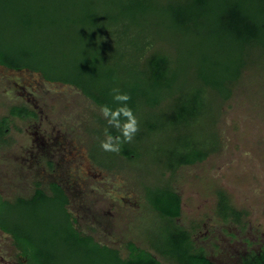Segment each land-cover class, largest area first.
<instances>
[{
  "label": "rangeland",
  "instance_id": "1",
  "mask_svg": "<svg viewBox=\"0 0 264 264\" xmlns=\"http://www.w3.org/2000/svg\"><path fill=\"white\" fill-rule=\"evenodd\" d=\"M77 1L78 14L71 16L76 23L68 27L51 26L52 18L43 14L0 12V46L12 55L27 53L22 62L37 69L13 72L0 68V191L4 198L14 202L34 195L35 174L23 165L19 148L31 142L39 122L62 124L71 131L76 147L84 150L81 154L88 160L85 170L92 172L89 186L99 181L89 201L91 206L68 207L72 216L80 219L75 226L83 235L120 250L123 257L128 255L127 244L135 243L164 264L173 262L159 255L154 245H164L173 226L190 233L196 249H204L208 256L222 261L227 259L229 243L264 240V49L250 47L248 55H243L245 64L239 69V78L235 82L226 79L228 97L209 88L201 94L198 73L214 68L199 57L203 50L197 49L194 37L185 38L170 29L164 13L152 10L138 14L131 23L134 33L130 38L138 45L137 50H141V41L151 42L153 47L145 57L160 52L167 59L163 78L167 86L160 93L165 102L151 109L135 97L133 113L139 130L131 142L120 143L119 152L105 151L100 146L106 139L105 129L113 137L120 132L107 123L101 107L83 91L101 93L114 101L112 88L126 93L131 77L145 81L142 73L148 74V70L141 54L128 47V40L104 44L101 31L88 27L92 20L102 22L107 10L118 12L122 0ZM147 2L158 10L166 5V0ZM87 7L89 15L83 12ZM82 20L86 24H78ZM24 21L32 26L26 27ZM218 50L219 55L230 52L226 45H219ZM190 52L196 55L190 56ZM97 54L106 57L114 68L119 79L116 83L108 79L104 69L94 73V66L102 64L95 61ZM238 64L235 61L231 65L230 74L237 73ZM39 73L53 84L46 83ZM21 82L29 86L25 92L31 93L30 87L36 89L43 119L24 120L12 115L13 108L20 105L34 110V100L29 102L18 88ZM172 112L182 113L187 122L172 125L166 118ZM191 148L208 152L206 159L171 169ZM47 177L43 176L44 189L51 180ZM170 189L180 196L182 204L181 216L174 220L163 218L151 202L156 190ZM220 194L242 213L240 222H225L220 216ZM22 221L29 223L26 218ZM257 244L251 242L249 249ZM0 264H26L19 258L12 237L2 231Z\"/></svg>",
  "mask_w": 264,
  "mask_h": 264
},
{
  "label": "trees",
  "instance_id": "2",
  "mask_svg": "<svg viewBox=\"0 0 264 264\" xmlns=\"http://www.w3.org/2000/svg\"><path fill=\"white\" fill-rule=\"evenodd\" d=\"M77 7V0H0L1 13L9 11L43 14L52 18L49 22L51 26L68 27L76 23L71 21V16L77 13ZM120 7L116 13L107 10L108 13H104L102 22L94 20L87 22L88 27L101 31L104 44H109V41L114 39L117 43L124 39L129 41L128 47L132 46L133 50H137L138 45L130 38V33H134L132 24L135 23V17L152 10L166 14L169 28L182 37L193 36L194 42H197V49L203 50L199 57L205 63H211L214 68V70L210 69V72L206 70L198 73L197 79L202 83V88L199 89L201 94L204 88H209L221 97H228L229 88L226 79L235 82L239 78V69L245 64L243 55L245 53L248 55L250 47L264 49V0H166V5L160 10L151 7V3L147 0H122ZM89 10L90 8L87 7L83 12L89 15ZM24 24L26 27L32 26L30 21H24ZM78 24H86V22L82 20L78 21ZM207 34L211 38H207ZM141 44V50H137V53L141 54L140 58L144 60L148 74L142 73L146 76L145 81L131 77L134 74L130 76L132 80L127 84L126 93L131 94L127 103L133 112L136 109L134 98L137 96L138 99L145 101L146 107L151 109L159 107L165 102V98L160 97V93L167 86V81L163 79L166 77L164 72L167 59L160 52L145 57L153 45L148 41H141ZM219 45H226L230 52L227 55H219ZM209 51L210 54L213 53L210 55L207 53ZM195 55L190 52V56ZM97 56L95 61L102 64L94 66V73L99 74V69H104L103 71L109 75L108 79L116 83L119 79L115 75L114 68L107 64L106 57L99 54ZM26 57L28 58L27 53L12 55L0 46V65L9 70H37L32 65L22 62L21 59ZM235 61H239V64L236 68L237 73L232 75L231 65ZM40 74L47 81L49 80L45 74ZM83 93L99 107L107 104L115 109L119 106V104L114 106V101L106 99L101 93L96 94L88 89ZM24 112L17 107L13 108L12 115L21 116ZM26 113L27 116L30 115L29 110ZM181 114L172 112L170 117L173 120L168 116L166 118L174 126L184 125L187 121H184ZM207 155L208 152H201L199 148L185 150L177 159L176 165L170 168L202 162ZM156 191V196L151 199L153 209L163 218L170 220L179 218L182 210L180 196L171 189ZM220 195L222 197L218 205L220 216L225 222H240L242 213L233 209L227 197ZM50 204L60 206H50ZM22 217L28 219L29 223L25 224ZM173 228L164 245L158 243L154 245L159 255L167 261H172L173 264H214L204 249L195 248L190 233L178 226ZM0 231L12 237L19 258L26 264H65V262L67 264H164L154 253L138 247L135 243L127 244L128 255L123 257L120 250L101 245L91 236L83 235L75 227L73 217L66 206L41 190L29 199L19 198L14 202L3 201L0 198ZM248 264H264V259L259 260L256 257Z\"/></svg>",
  "mask_w": 264,
  "mask_h": 264
},
{
  "label": "flooded vegetation",
  "instance_id": "3",
  "mask_svg": "<svg viewBox=\"0 0 264 264\" xmlns=\"http://www.w3.org/2000/svg\"><path fill=\"white\" fill-rule=\"evenodd\" d=\"M0 68L9 70L1 65ZM9 71L24 72L30 70ZM43 79L46 83L53 84V82L47 81L44 77ZM18 86V88L23 91L21 94L24 97H27L29 102L34 100V110L29 109L26 105H20L18 108H21V110L25 112L23 115L16 117L24 120H26V118L37 119L40 117L43 119V112L40 110L41 98L35 94L36 89L30 87L31 93L25 92L27 87H29L27 82H21ZM27 110L30 112L29 116H27ZM59 126H54L49 122H39L36 124L34 138L31 139L30 143L25 142L21 144V147L19 148L21 152L20 157L23 165H28L29 171L35 174L34 180L36 186L34 194L39 190L44 191L46 194L59 201L61 205L66 206L70 213L68 209L69 206H91L89 201L92 193L97 192L95 187L97 183L99 184V181H96L95 186L92 188L89 186L92 172H90V170H85V163H88V160L84 154H81L84 150L76 147L74 141L70 137L71 131L69 128H65L62 124ZM76 161H82V164L74 165ZM66 167L69 169L66 170ZM62 168L64 170H62ZM45 174H47L51 180L48 182V186L44 189L43 176ZM94 177L98 179L97 176ZM0 198L3 201H7L1 191ZM96 217L98 216H95V218ZM73 220L75 225L81 222L79 218L73 217ZM91 237L94 238L93 236ZM235 237L236 236L232 238ZM235 241V243L231 242L228 244L230 250L226 251L227 259H225V261L209 256L210 260L214 264H248L251 260H255L256 257L259 260L264 259V240L262 238L254 239V241L249 240L246 243L240 242L241 240ZM251 242L252 245L258 243L255 249H249L251 248L249 247Z\"/></svg>",
  "mask_w": 264,
  "mask_h": 264
},
{
  "label": "clouds",
  "instance_id": "4",
  "mask_svg": "<svg viewBox=\"0 0 264 264\" xmlns=\"http://www.w3.org/2000/svg\"><path fill=\"white\" fill-rule=\"evenodd\" d=\"M114 101L119 102V106L115 109L109 105H101V113L107 119V123L117 128L120 135L113 137L107 129H105L106 139L101 141V148L105 151L119 152L121 142H131L134 135L137 133L138 121L128 106L130 96L122 92L118 87L111 90ZM122 118H124L122 120Z\"/></svg>",
  "mask_w": 264,
  "mask_h": 264
}]
</instances>
